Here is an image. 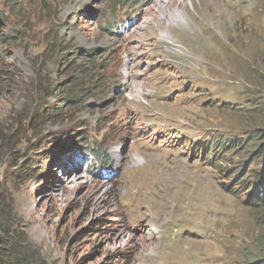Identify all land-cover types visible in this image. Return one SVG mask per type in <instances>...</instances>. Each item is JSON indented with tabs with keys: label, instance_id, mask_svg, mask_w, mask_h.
<instances>
[{
	"label": "rangeland",
	"instance_id": "1",
	"mask_svg": "<svg viewBox=\"0 0 264 264\" xmlns=\"http://www.w3.org/2000/svg\"><path fill=\"white\" fill-rule=\"evenodd\" d=\"M158 1L0 0V248L14 245L13 263L264 259V0H173V20ZM94 147L113 180L69 161Z\"/></svg>",
	"mask_w": 264,
	"mask_h": 264
},
{
	"label": "trees",
	"instance_id": "2",
	"mask_svg": "<svg viewBox=\"0 0 264 264\" xmlns=\"http://www.w3.org/2000/svg\"><path fill=\"white\" fill-rule=\"evenodd\" d=\"M112 2H113V4H114L116 9L120 8L122 4L124 5L123 0H112ZM63 106L64 105H62L60 107H63ZM91 152H92V155L94 157H98L99 156V154H97L96 148L92 149ZM217 161H220L219 158H218ZM103 162L106 163L105 159L103 160ZM260 187H261V185H260ZM257 202L254 203V207H256L258 210H260L264 214V184H263V187H262V195H261V191H260V196H259V199L257 200ZM0 203H1L0 204V213H1L3 206H1L2 202H0ZM0 218H2L1 215H0ZM259 225L260 226H264V223H259ZM262 236H264V234H262ZM262 236H260V240L262 239ZM6 245H8V244H6ZM8 249H9V251L11 249L13 250L14 249V245L12 247H9V248H7V246H3V247L0 248V264H22L21 263L22 261L20 263L18 261L14 262V263L11 261L13 256L11 254H9V252L6 253L8 251ZM253 264H264V259L260 260V262H255Z\"/></svg>",
	"mask_w": 264,
	"mask_h": 264
},
{
	"label": "bare ground",
	"instance_id": "3",
	"mask_svg": "<svg viewBox=\"0 0 264 264\" xmlns=\"http://www.w3.org/2000/svg\"><path fill=\"white\" fill-rule=\"evenodd\" d=\"M184 1L185 0H180L179 2H180V4L181 5H183L184 4ZM159 2V4H158V7H159V10L160 11H162L161 12V15L164 17H168V18H171L172 20L173 19H175V18H172V16H175V15H178V14H176L177 12H174V13H170V10H171V8L174 6V1L173 0H168V1H166V0H160V1H158ZM157 2V3H158ZM213 5V4H212ZM175 10V9H174ZM180 16V15H179ZM176 17V16H175ZM162 20V19H161ZM161 20H160V22H158V24H160L161 23ZM134 27V26H133ZM162 28V27H161ZM167 28V27H166ZM163 39H162V42H164L165 44H168L169 43V41H168V39L167 38H165V37H162ZM133 93L134 94H136V96L137 95H141V93H143V90H142V88L141 87H135V88H133ZM69 171V170H68ZM68 171L66 170L65 171V177H66V184H68L69 183V181L70 180H68V179H70L71 177H68L69 176V173H68ZM78 178H80L79 177V175L75 172V173H73V181L72 182H76V180H78ZM106 181H109V179H107L106 178ZM105 182V181H104ZM107 184V183H106Z\"/></svg>",
	"mask_w": 264,
	"mask_h": 264
},
{
	"label": "clouds",
	"instance_id": "4",
	"mask_svg": "<svg viewBox=\"0 0 264 264\" xmlns=\"http://www.w3.org/2000/svg\"><path fill=\"white\" fill-rule=\"evenodd\" d=\"M201 147L202 146H199V145H197V144H194L190 149H191V151H190V157H193V156H195V155H197L200 159H204V157H205V161L206 160H208L209 158L207 157V156H205L206 154H205V152H204V149H201ZM221 150V149H220ZM217 151V157H214V161L215 162H219V161H217L218 160V158L220 157L219 155L220 154H223L222 152L223 151H221V153L219 152V149L218 150H216ZM213 155H215V154H213ZM219 156V157H218ZM222 158H219V160H221ZM206 163H209V162H204L203 164H206ZM202 164V165H203ZM264 174V173H263ZM260 185H261V183L259 184V185H256V189L259 187L260 188Z\"/></svg>",
	"mask_w": 264,
	"mask_h": 264
}]
</instances>
